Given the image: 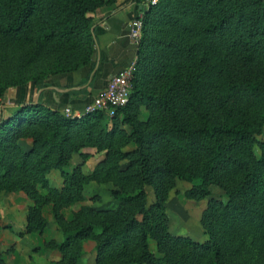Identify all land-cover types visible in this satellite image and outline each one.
<instances>
[{"label": "trees", "instance_id": "1", "mask_svg": "<svg viewBox=\"0 0 264 264\" xmlns=\"http://www.w3.org/2000/svg\"><path fill=\"white\" fill-rule=\"evenodd\" d=\"M116 2L0 0V102L90 64V14ZM142 15L129 99L113 116L66 117L38 102L1 112L0 195L31 203L19 236L41 234L48 207L63 235L44 244L60 254L52 264H80L87 241L94 264H264V0H157ZM7 59L19 64L9 73ZM87 150L101 157L85 173ZM177 181L190 185L187 200L208 199L202 241L168 232ZM90 183L112 185L116 207L82 205L66 219ZM211 185L224 200L209 198Z\"/></svg>", "mask_w": 264, "mask_h": 264}, {"label": "crops", "instance_id": "2", "mask_svg": "<svg viewBox=\"0 0 264 264\" xmlns=\"http://www.w3.org/2000/svg\"><path fill=\"white\" fill-rule=\"evenodd\" d=\"M146 8V0H117L114 5L90 14L95 44V53L90 64L71 73L52 76L39 84L30 82L22 87L9 88L0 102V115L2 111L11 113L19 104L37 102L51 110L63 112L70 109L72 114H81L95 95L106 87L112 76L136 60L137 45L128 36V26ZM71 161V169H65L67 172L74 166ZM48 177L52 187L62 186L58 171H51ZM90 202L91 199H88L83 204L65 209V218L71 219L73 210L89 205ZM28 205L29 200L22 193L0 195L2 261L7 264H50L58 261V252L43 249L46 242L63 241V235L53 221L50 208L45 207L43 210L47 226L41 234L18 235L25 228ZM93 249V242L87 241L83 244L80 264H94Z\"/></svg>", "mask_w": 264, "mask_h": 264}, {"label": "rangeland", "instance_id": "3", "mask_svg": "<svg viewBox=\"0 0 264 264\" xmlns=\"http://www.w3.org/2000/svg\"><path fill=\"white\" fill-rule=\"evenodd\" d=\"M0 65H2L1 61ZM6 66L8 68L7 73H9L10 71L15 70L19 66V64L16 61H9L7 59ZM87 151L92 154V157L86 162L87 165L83 169L85 173H88L101 157V154L95 153L94 150ZM71 160V163H73L74 165L72 169L77 164L81 163V159L78 157V155H74ZM66 169L70 170L71 166L69 168L68 165ZM187 188H190V185L188 183L177 181L176 186L171 189L167 194V199L165 201V216L167 229L168 232L172 235H182L187 236L194 241H202L205 239V237L202 233L203 230L201 227L200 220L202 217V213L207 207L208 199L200 202L187 200L183 195L184 190ZM111 189H113V187L110 184L98 185L95 183H90L89 185L85 186L83 193L85 197H89V200L91 199L89 206H92L96 209H113L114 207H116L117 203L112 199L110 195ZM209 189L211 191V196L209 198L215 201L224 200L223 192L218 187L211 185ZM145 190L148 196V205H151L155 201L154 191L151 187H146ZM30 204L31 203L29 201V205ZM151 248L153 251H155V245H152ZM43 249L44 251L47 250L45 247H43ZM1 255L2 254H0V258L2 260ZM3 263L7 264V262L5 261H3Z\"/></svg>", "mask_w": 264, "mask_h": 264}, {"label": "built area", "instance_id": "4", "mask_svg": "<svg viewBox=\"0 0 264 264\" xmlns=\"http://www.w3.org/2000/svg\"><path fill=\"white\" fill-rule=\"evenodd\" d=\"M146 2L147 5H154L157 3V0H147ZM142 28L143 15L141 13L134 18L128 26V36L137 46L141 39ZM134 66L135 61L118 74L112 76L106 87L95 95L92 101L85 106L81 114H72L70 109H65L63 110L64 115L66 117L80 118L86 114L103 111L107 116H113L116 110L125 106L129 99Z\"/></svg>", "mask_w": 264, "mask_h": 264}]
</instances>
